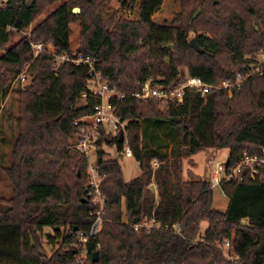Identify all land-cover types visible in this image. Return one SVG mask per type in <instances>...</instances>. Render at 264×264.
Wrapping results in <instances>:
<instances>
[{"label": "trees", "instance_id": "16d2710c", "mask_svg": "<svg viewBox=\"0 0 264 264\" xmlns=\"http://www.w3.org/2000/svg\"><path fill=\"white\" fill-rule=\"evenodd\" d=\"M0 1L2 49L58 0ZM112 1L67 0L0 56V85L7 87L9 77L26 66L33 75L20 94L19 135L12 165L5 169L15 196L0 213V264H75L81 249L73 247V232L88 233L99 216L88 159L68 143L78 129L75 122L92 115L98 103L82 99L89 68L65 61L56 69L51 54L35 56L31 44L39 42L52 43L58 55L94 60L103 80L125 94L115 100L116 114L127 122L141 174L127 182L119 161L105 159L104 144L120 152L122 142L103 128L96 153L97 168L106 174L100 185L102 227L88 242V264H231L215 244L233 232L238 264H264V168L255 179L222 181L229 200L222 212L213 206L210 180H185L182 163L207 148L229 149V165L246 152H261L264 73L245 81L232 97L217 89L206 96L190 90L182 103L163 108L159 99L135 96L150 78L153 85L168 88L186 74L215 85L246 72L245 56L264 45V0H117V9L109 6ZM206 4L212 13L194 19ZM75 6L81 11L74 13ZM119 10L137 17L125 18ZM76 21L81 41L73 52L71 24ZM192 34L202 52L189 45ZM150 123L176 134L169 154V141L150 131ZM155 160L160 162L156 168ZM153 180L159 199L150 189ZM151 220L154 226L146 227ZM203 222L208 225L201 241ZM176 223L181 234L172 230ZM44 227L54 230L55 235H47L50 242L59 243L49 259L38 246Z\"/></svg>", "mask_w": 264, "mask_h": 264}, {"label": "built area", "instance_id": "2783aa9c", "mask_svg": "<svg viewBox=\"0 0 264 264\" xmlns=\"http://www.w3.org/2000/svg\"><path fill=\"white\" fill-rule=\"evenodd\" d=\"M35 56L42 52L51 54L55 59V68L65 61H72L77 65H86L89 68V85L88 91L82 94V99L86 100L88 97L95 98L98 103L95 106V111L92 115L85 116L75 122L78 126L76 134L71 141L70 147L81 151L88 159V173L90 176V184L94 187V192L100 191V185L105 180L106 174H101L97 168L96 156L98 141L102 136V129L110 127L109 133L114 137H120L121 131H124V139L122 141L121 154L125 157H133V152L129 143L128 133L126 130L127 122H122L116 114L115 100L119 101L125 97V94L119 92L115 87H111L107 81L103 80L101 71L97 70L94 65V60L85 58L83 56L72 58L68 54L58 55L52 43L39 42L31 44ZM249 60V68L246 72H238L235 79L223 81L220 84H209L205 82L201 77L192 76L186 74L185 77L179 80L175 85L163 88L153 85V78L148 79L141 87L140 92L135 94L137 98L159 99L163 105L167 106L172 101H176L178 104L184 101V98L188 91H195L202 96H206L210 91L217 89L227 93L228 96H232L236 89H239L242 84L256 74L264 73V45L258 48L254 53L245 56ZM33 75L29 72L28 66L17 73V81L22 85H28L31 83ZM153 164L157 166L158 161H154ZM264 168V147L258 154L244 153L241 160L236 165H229V157L226 161H222L218 164L213 178L210 180V187L221 188L222 181H242L246 177L255 179L260 171ZM221 193L225 195L221 188ZM101 209L104 207V199L101 196L98 201ZM100 212H97L99 215ZM100 217L97 216L90 231L85 233L83 231H74L73 234L77 236V242L73 245L77 249H81V257L89 259L88 242L90 238L96 237L100 230L99 228ZM146 227L154 226V220H151L144 224ZM158 226V225H157ZM181 224H173L172 230L175 233L181 234ZM140 225L136 226L139 229ZM201 241L204 239V232L201 234ZM195 242V241H194ZM225 245L229 246V241L225 242ZM100 247V244L98 245ZM80 257V256H79ZM237 262V261H235Z\"/></svg>", "mask_w": 264, "mask_h": 264}, {"label": "rangeland", "instance_id": "374dc122", "mask_svg": "<svg viewBox=\"0 0 264 264\" xmlns=\"http://www.w3.org/2000/svg\"><path fill=\"white\" fill-rule=\"evenodd\" d=\"M67 0H58L57 2L52 3L49 7L33 22V24L24 30L23 32L16 34L11 42L0 49V56L6 52L12 45H14L22 36L30 35L32 28L39 21L48 16L51 12L57 9L63 2ZM213 3H218V0H213ZM2 5V1H0V6ZM113 9H117L119 7V2L114 0L109 5ZM78 8L79 6H75ZM197 12L194 15V19L200 13H212V9L209 4H206L202 7L197 8ZM75 13V12H74ZM118 15H122L125 18H135L136 14L131 11H120ZM207 33V32H205ZM210 35L209 33H207ZM192 38H196L194 34H192ZM191 38V39H192ZM81 41V27L80 22L76 21L71 24V35H70V43L71 50L76 52L79 48ZM29 85V84H28ZM27 89V85H22L17 81V73L15 72L9 77V84L7 87L0 85V213L9 209L8 200L12 199L15 196L14 186L10 179L7 177L5 169L12 165V153L15 147L16 140L19 135L20 128V94L21 91H25ZM233 96V95H232ZM229 96V97H232ZM80 103H83L81 100ZM165 108V105H161ZM150 131L154 132V134H159L165 140L169 141V147L166 148L168 154L171 152V148L173 144L176 142L177 136L174 132H168L166 126L156 127L154 123H150ZM107 133L110 131V127L105 129ZM168 133V134H167ZM156 137H154V140ZM70 140L69 148L71 145ZM104 149L108 152L105 156V159H116L119 161L124 179L127 182H130L133 178L141 174V169L139 163L135 160L134 157H125L121 154V152L117 151L113 146L105 145ZM229 157V149H214L207 148L202 150L190 157H187L183 160V178L188 180L191 177H198L201 180H211L213 178V173L217 168L218 164L222 161H226ZM96 159V156L93 157V162ZM157 161V160H156ZM89 163V162H88ZM160 164V162L158 161ZM158 166V165H157ZM153 164V167L156 168ZM73 170V169H72ZM94 188V187H93ZM151 192L154 194L156 199H159L158 189L155 181H152L150 186ZM102 195L101 190L99 192H93V205L96 206L98 212L102 213L103 208L101 209V205L99 202H95V199L100 200ZM229 200L226 196L221 193L220 187L214 188V201L213 206L219 211L225 212L228 207ZM100 217L99 228L102 227V218ZM208 223L203 222L201 224L202 233L205 232ZM55 235L54 230L50 227H44L41 232L38 233L40 241L38 242V246H40V253L45 257V259H49L54 251L58 248L59 243H52L50 239L47 238V235ZM234 236V232L231 238L228 239H220L216 245L219 251L222 252L224 259L231 264H238L237 255L233 250L232 239ZM229 241L230 245H225V242ZM196 243V241L194 242ZM75 264H88V259L84 257H78Z\"/></svg>", "mask_w": 264, "mask_h": 264}, {"label": "water", "instance_id": "95a60500", "mask_svg": "<svg viewBox=\"0 0 264 264\" xmlns=\"http://www.w3.org/2000/svg\"><path fill=\"white\" fill-rule=\"evenodd\" d=\"M80 11H81V9H80L79 7L73 9V12H75V13H78V12H80ZM189 45H190L192 48L196 49L198 52H202V51H203L202 48L200 47V45L198 44L196 38H192V39L190 40V42H189ZM119 139H120V142L123 141V139H124V131H121V134H120ZM75 230H77V228H75ZM97 256H98V253H94V255H93V261H95V260L97 259Z\"/></svg>", "mask_w": 264, "mask_h": 264}]
</instances>
